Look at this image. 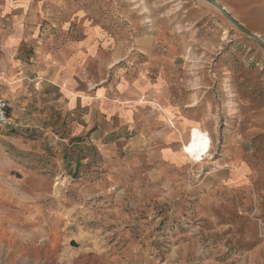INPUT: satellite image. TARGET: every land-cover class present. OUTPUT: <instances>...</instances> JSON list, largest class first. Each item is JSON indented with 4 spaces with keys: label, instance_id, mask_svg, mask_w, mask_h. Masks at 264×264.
<instances>
[{
    "label": "rangeland",
    "instance_id": "374dc122",
    "mask_svg": "<svg viewBox=\"0 0 264 264\" xmlns=\"http://www.w3.org/2000/svg\"><path fill=\"white\" fill-rule=\"evenodd\" d=\"M214 1L264 43V0ZM41 3L121 104L99 142L50 100L0 126V264H264V48L201 0ZM191 127L210 138L198 163Z\"/></svg>",
    "mask_w": 264,
    "mask_h": 264
},
{
    "label": "crops",
    "instance_id": "0c3cea01",
    "mask_svg": "<svg viewBox=\"0 0 264 264\" xmlns=\"http://www.w3.org/2000/svg\"><path fill=\"white\" fill-rule=\"evenodd\" d=\"M53 29L39 26L37 0H0V97L9 105L10 120H19L20 125L32 116L42 120L47 100L55 111L78 112L70 138L99 142L116 132L112 119L119 114L120 100L114 97L113 83L105 79L100 83L91 76L92 69L104 68L98 52ZM142 92L146 94L147 89ZM134 95L129 94V100ZM123 112L131 121L137 118L132 108L125 107Z\"/></svg>",
    "mask_w": 264,
    "mask_h": 264
},
{
    "label": "bare ground",
    "instance_id": "6f19581e",
    "mask_svg": "<svg viewBox=\"0 0 264 264\" xmlns=\"http://www.w3.org/2000/svg\"><path fill=\"white\" fill-rule=\"evenodd\" d=\"M171 122V121H169ZM173 126V123H170ZM210 138L208 134L198 129L197 127H191L188 131V136L186 142H184L183 149L186 152V157L193 162L198 163L209 151L210 148Z\"/></svg>",
    "mask_w": 264,
    "mask_h": 264
},
{
    "label": "water",
    "instance_id": "95a60500",
    "mask_svg": "<svg viewBox=\"0 0 264 264\" xmlns=\"http://www.w3.org/2000/svg\"><path fill=\"white\" fill-rule=\"evenodd\" d=\"M207 3L209 6L214 7L221 16H223L226 20H228L238 31L241 33H244L249 38L254 40L258 45L262 46L264 48V43L253 33L250 31H247L244 27L241 26L240 23H238L232 16H230L223 7H221L216 1L214 0H201ZM74 246V244H71Z\"/></svg>",
    "mask_w": 264,
    "mask_h": 264
},
{
    "label": "built area",
    "instance_id": "2783aa9c",
    "mask_svg": "<svg viewBox=\"0 0 264 264\" xmlns=\"http://www.w3.org/2000/svg\"><path fill=\"white\" fill-rule=\"evenodd\" d=\"M8 108L7 101L0 97V126L10 128L14 123L9 118Z\"/></svg>",
    "mask_w": 264,
    "mask_h": 264
}]
</instances>
